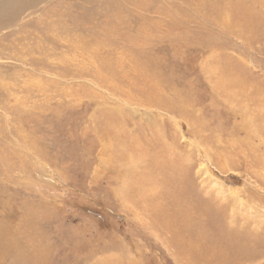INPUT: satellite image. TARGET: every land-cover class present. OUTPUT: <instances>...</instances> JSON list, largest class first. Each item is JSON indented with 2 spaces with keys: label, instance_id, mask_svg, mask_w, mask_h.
<instances>
[{
  "label": "rangeland",
  "instance_id": "374dc122",
  "mask_svg": "<svg viewBox=\"0 0 264 264\" xmlns=\"http://www.w3.org/2000/svg\"><path fill=\"white\" fill-rule=\"evenodd\" d=\"M0 264H264V0H0Z\"/></svg>",
  "mask_w": 264,
  "mask_h": 264
},
{
  "label": "bare ground",
  "instance_id": "6f19581e",
  "mask_svg": "<svg viewBox=\"0 0 264 264\" xmlns=\"http://www.w3.org/2000/svg\"><path fill=\"white\" fill-rule=\"evenodd\" d=\"M211 75V74H210ZM230 89V88H229ZM234 99V98H233ZM209 101V100H208ZM111 133V132H110ZM208 175H209V173H207ZM147 180V179H146ZM215 180V179H214ZM139 187V186H138ZM209 250V249H208ZM233 257V256H232ZM234 260H236V259H234ZM230 262H232V261H230Z\"/></svg>",
  "mask_w": 264,
  "mask_h": 264
}]
</instances>
